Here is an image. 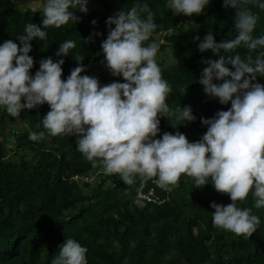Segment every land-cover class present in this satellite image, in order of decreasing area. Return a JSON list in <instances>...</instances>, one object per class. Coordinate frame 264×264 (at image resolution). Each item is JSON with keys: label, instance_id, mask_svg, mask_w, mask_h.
<instances>
[{"label": "clouds", "instance_id": "1", "mask_svg": "<svg viewBox=\"0 0 264 264\" xmlns=\"http://www.w3.org/2000/svg\"><path fill=\"white\" fill-rule=\"evenodd\" d=\"M89 0H26L32 12L40 11L43 19L27 22L17 39L0 42V108L13 117L24 109L47 102L49 110L41 117L37 129L29 133L32 140L46 133L76 135V148L93 166L99 164L105 174H118L125 182L139 176L135 200L151 204L168 201L169 186L175 185L181 174L193 178L195 186L211 182L214 188L228 193L227 204L211 201L212 224L235 234L249 236L260 225L261 217L253 206L243 204L251 193L255 208H264V33L255 35L259 12L264 0H223V7H232V39L217 41L208 31L199 35L201 52L221 49L233 55L202 58L198 81L205 93L218 98L220 109L211 117L201 116L207 125L202 136L190 141L178 128L164 131L161 136L160 116L168 117L173 126L197 117L190 105L170 106L168 98L173 86L164 78L157 54L161 42L153 38L158 25L148 4L120 9L107 17L109 31L101 41L104 61L113 76L123 81L101 84L98 77L81 74L86 67L77 64L62 78L64 55L76 47L75 39H65L52 56L42 58L34 74V60L29 55L35 38L45 40L49 26L59 27L80 19L76 9L88 11ZM210 0H166L174 13L191 16L205 11ZM96 23L95 20L92 21ZM43 27H42V26ZM112 25H115L112 27ZM101 35L94 31L89 40ZM232 35V32H229ZM244 48L241 53L237 49ZM77 61L83 56L75 54ZM232 65L229 67L227 65ZM214 78L219 82H214ZM41 125L43 126L41 129ZM77 180V177H73ZM153 188L159 202L138 196ZM160 192V193H159ZM141 200V201H140ZM88 247L74 237L59 245L50 264H88Z\"/></svg>", "mask_w": 264, "mask_h": 264}, {"label": "trees", "instance_id": "2", "mask_svg": "<svg viewBox=\"0 0 264 264\" xmlns=\"http://www.w3.org/2000/svg\"><path fill=\"white\" fill-rule=\"evenodd\" d=\"M144 3L148 9L141 14L152 12L158 25L154 33L165 40L157 60L163 50L175 58L169 66L158 60L164 78L173 86L168 102L172 107L190 105L197 117L173 126L168 117L160 116V128L170 132L178 128L190 141L197 140L207 130L200 117H211L231 106L230 101L221 104L205 93L198 77L206 66L202 58L217 59L233 52H201L199 40L194 39L197 35L203 38L208 31L217 41L234 37L235 9L223 7V0H210L205 11L191 16L174 13L166 0H89L87 12L76 9L80 19L75 23L49 26L45 40L32 41L29 55L34 66L30 72L35 73L42 58L58 59L60 43L70 38L77 43L64 55L62 78L77 64H83L86 67L81 74L98 77L102 85L123 81L122 75H112L104 61L101 41L109 31L106 20L120 9ZM250 6L260 17L254 34H262L264 10ZM42 19L40 11L8 6L0 11V42L13 38L19 43L17 34L24 25L30 20L39 24ZM94 31L101 35L89 40ZM77 53L83 60L77 61ZM257 80L264 83V76H257ZM214 82L219 80L214 78ZM48 110L45 102L13 117L0 108V264H50L69 236L87 245L88 264H264V208L254 207L251 193L241 203L253 206L261 221L249 236L213 225L210 202L230 203V195L217 191L211 182L195 186L193 178L185 174L168 187L167 202L137 203L135 187L141 183L150 186L151 179L141 182L137 176L125 183L118 174H105L99 164L93 166L76 148L75 134L46 133L42 139L29 138L31 131L40 130L36 126ZM90 175L96 178L95 184L85 180Z\"/></svg>", "mask_w": 264, "mask_h": 264}, {"label": "rangeland", "instance_id": "3", "mask_svg": "<svg viewBox=\"0 0 264 264\" xmlns=\"http://www.w3.org/2000/svg\"><path fill=\"white\" fill-rule=\"evenodd\" d=\"M25 2H26V0H0V11L5 9V8H7L8 6H11V5H14V6H26ZM185 20H186V18H184L182 21L184 22ZM188 24L189 23H186L185 26H188ZM153 37L155 39H158L162 43L165 42L164 38H160L161 35L159 33H153ZM162 57L164 59H162ZM158 60L159 61L161 60L163 62L162 64L164 66H169V65L173 64L175 58L170 52L163 50V53H161L158 56ZM15 125L16 126H20V123H18V121H16ZM164 131H166V130L161 128V132H160V134H158V137L161 136ZM10 141L11 140L9 139L8 142H7V146H9V147L12 145V143ZM92 178H93L92 175H90L88 177V179H85V180L89 181L90 184H95L96 183V178L95 179H92ZM110 182H112L111 178H110ZM194 231H195V229H194Z\"/></svg>", "mask_w": 264, "mask_h": 264}, {"label": "built area", "instance_id": "4", "mask_svg": "<svg viewBox=\"0 0 264 264\" xmlns=\"http://www.w3.org/2000/svg\"><path fill=\"white\" fill-rule=\"evenodd\" d=\"M138 196L142 197L143 199L151 202H159L158 196L155 194L153 188H149L146 193L139 192Z\"/></svg>", "mask_w": 264, "mask_h": 264}]
</instances>
